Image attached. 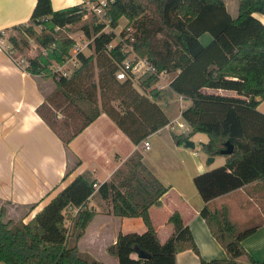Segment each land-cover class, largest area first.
Wrapping results in <instances>:
<instances>
[{
    "label": "trees",
    "instance_id": "obj_1",
    "mask_svg": "<svg viewBox=\"0 0 264 264\" xmlns=\"http://www.w3.org/2000/svg\"><path fill=\"white\" fill-rule=\"evenodd\" d=\"M106 14L112 26L123 16L124 27L136 54L145 56L157 71L171 73L167 87L152 84L156 77L148 74L138 80L140 91L129 78L114 76L124 54L120 41L107 45L115 37L111 30L100 31L101 24L82 23L80 28L91 51L75 54L77 66L69 74L51 71L52 61L69 56L73 39L67 25L79 22L85 7L76 4L52 10L50 0H37L25 23L13 25L17 33L6 40L14 56L29 47L33 39L41 49L27 55L25 70L51 78L53 90L37 111L64 145L99 112H105L136 144L132 152L98 184L96 192L110 204L118 217L138 216L143 232H119L109 247L113 264H175V254L192 250L199 257L189 228L176 210L167 216L172 231L159 241L148 209L160 204L169 188L142 162L140 142L168 122L155 100L173 93L189 103L180 109L188 126L186 134L170 132L176 144H182L195 132L204 133L199 143L208 156L221 154L225 141L232 145L222 164L196 173L192 183L203 201L199 215L209 233L225 252V257L203 259L199 264H240L236 257L245 255V264H264L250 256L241 241L252 234L259 223L237 226L223 206L209 201L217 195L251 182L264 189V113L256 108L264 99V0H236L231 15L223 0H106ZM259 13L263 21L253 15ZM40 26L37 30L35 26ZM120 30L122 37L125 28ZM207 32L210 39L202 44L199 36ZM3 32L0 30V37ZM17 52V53H16ZM96 68V80L92 78ZM232 90L235 94L207 92L202 88ZM99 89L101 102L96 104ZM116 99V105L110 103ZM78 160L74 162V165ZM73 167V166H72ZM94 181L78 173L27 221L5 218L0 206V261L6 264H108L79 251L76 240L83 233L94 210L86 207L94 190ZM75 209V212L72 210ZM66 221L68 222L66 224ZM140 252L142 255L137 256Z\"/></svg>",
    "mask_w": 264,
    "mask_h": 264
},
{
    "label": "crops",
    "instance_id": "obj_2",
    "mask_svg": "<svg viewBox=\"0 0 264 264\" xmlns=\"http://www.w3.org/2000/svg\"><path fill=\"white\" fill-rule=\"evenodd\" d=\"M36 1L0 0V30L4 32L13 25L27 22ZM55 1L50 0L52 10L80 4L78 2L82 0ZM55 5L59 7H54ZM255 14L253 13L263 21L261 14L257 13L262 17ZM202 35L206 38L204 33ZM3 41H7L4 36ZM2 45L0 42V206L7 205V218L27 221L74 175L86 174L95 184L86 206L95 212L76 245L81 249L79 244L85 239L88 246L83 249L90 251V256L103 263H109L113 258L112 262L115 263L109 247L115 242L116 235L119 232H143L145 225L138 216L113 215L110 204L98 195L96 188L100 182L111 176L136 144L132 143L105 112L99 110L64 145L37 111V107L53 90V80L32 74L17 65ZM87 47L90 48L88 45ZM202 90L235 94L234 91H224L225 89L203 87ZM163 97L155 100L159 106L166 96ZM186 100L188 104L189 100ZM178 110L180 112L179 106ZM169 120L171 119L168 118ZM164 128L167 127L163 125L148 134L145 137L148 148H141L144 165L163 185L169 186L161 195L160 204L152 205L148 209L157 237L159 241H163L171 233L172 225L166 219L169 213L176 210L190 230L199 257H225L223 248L211 236L199 215L203 201L192 183L194 174L212 168L214 164H209L208 155L202 150L201 154H195L194 142L193 147L174 143L170 129L167 128L165 133ZM197 134L202 135L200 132L195 133ZM199 138V142L206 140L205 134ZM77 160L78 163L74 165ZM214 160L222 164L224 156L213 155L212 161ZM237 199L244 200L242 208L241 205L237 207ZM209 204L225 207L233 222L240 219L243 222L259 223L255 231L241 241L250 256L259 258L257 252L264 251V189L256 182L243 184L215 196ZM102 255L104 258L100 259L98 256ZM199 257L192 250L184 249L175 254V264H199ZM240 259L244 260L243 264L247 262L245 255L236 257L238 263L242 262ZM0 264L6 263L0 261Z\"/></svg>",
    "mask_w": 264,
    "mask_h": 264
},
{
    "label": "rangeland",
    "instance_id": "obj_3",
    "mask_svg": "<svg viewBox=\"0 0 264 264\" xmlns=\"http://www.w3.org/2000/svg\"><path fill=\"white\" fill-rule=\"evenodd\" d=\"M64 0H60V2H63ZM104 0H82V1H80V2H78V3H80L82 6H84L85 8H91V6H94L95 4H100V2H103ZM55 2H59V0H56ZM223 2H225V6H226V9H227V11L231 14V15H233L235 12H236V0H223ZM59 5V4H58ZM54 7H59V6H54ZM255 15H257L258 17H262V16H260L259 14H255ZM82 23H86V24H88V25H93V24H95L96 23V17H95V15L93 14V13H91V12H87L86 11V13L84 14V16H83V18L79 21V22H76V23H74V24H72V25H67L66 27H68L65 31H66V33H67V35H68V37H71L72 39H73V43H72V45L70 46V48L68 49V53H70V54H72L73 53V48H74V44L75 43H78V42H81V41H83L84 39H85V36H84V34H83V32H82V29L80 28V25L82 24ZM126 24V19L123 17V16H121V17H119L117 20H116V22L114 23V25L112 26V28H113V31L115 32V33H117V32H119L121 29H123V27H124V25ZM35 28L37 29V30H39L40 29V27L37 25V26H35ZM125 28V27H124ZM18 31L17 30H15V29H13V28H11V29H7V30H5L4 31V37L5 38H7V36L10 34V33H17ZM203 34V33H202ZM201 34V35H202ZM70 35V36H69ZM200 35V36H201ZM204 35H206V38L202 35L201 37H199V40H200V42L202 43V44H205V43H207L208 41H209V39H210V35L207 33V32H204ZM113 42L115 41V39H113L112 40ZM41 49V47L33 40V39H31L30 40V43H29V47L28 48H26L25 49V51L24 52H22V53H17V56H23V57H26L27 55H35L37 52H38V50H40ZM91 51V49L90 48H88V47H86V48H84L83 49V53H85V54H87L88 52H90ZM67 58V60H66V62H65V65H64V69H63V71L66 73V74H69L71 71H72V69L74 68V67H76L77 66V61H75V62H73L72 60H69L68 59V57H66ZM65 58V59H66ZM51 71H53V70H51ZM171 73H168L167 74V76H166V79H169L170 77H171ZM92 78L94 79V81L96 80V68L94 67L93 68V75H92ZM139 79H141V78H139ZM138 79V80H139ZM138 80L137 79H131V82H132V85L134 86V87H136L137 89H139V90H141L140 88H139V85H138ZM224 91H226V90H224ZM165 97V96H164ZM163 97V98H164ZM100 102H101V99H100V97H99V89H97V91H96V104L99 106V104H100ZM110 103H112L113 105H116V103H117V101H116V99H112L111 101H110ZM161 104H160V106L162 107V109L164 110V112H165V114H166V116L169 118V119H173V118H176L177 120H180V114H179V110H178V100H177V95L176 94H171V96H169V97H165V100L164 101H162V102H160ZM183 103H184V106L187 104V100L186 99H183ZM257 105L258 106H256V108L259 110V111H261V112H263L264 113V99H261V101H259L258 103H257ZM183 106V107H184ZM185 128H187V127H185ZM163 131L165 132V133H167V131H168V129L167 128H164L163 129ZM171 131H173V132H175V133H181L180 132V129H178L177 127H175V125H174V128L172 129V130H170V132ZM187 131H188V129H187ZM187 131H185V132H182L183 134H186L187 133ZM195 133H199V132H195ZM195 133H193V134H191L190 136H189V139L190 140H192L193 142H194V144H195V148L193 149V151H195V154L197 153L198 155L199 154H201L202 152H201V150H200V145H199V137H203L204 136V133H202V135L201 134H197V135H195ZM206 136V135H205ZM199 138V139H198ZM215 159H218V158H215ZM209 164H211V165H213L214 164V166H217V165H220V163L217 161V160H214V161H210V163ZM238 201H237V207L239 206V205H241V208H242V205H243V202H244V200L242 199V200H240V199H237ZM3 207H6L7 205H2ZM87 207V206H86ZM20 210L18 209V211L17 212H19ZM243 212V211H242ZM8 216L5 214V218H7ZM239 218V217H238ZM15 220V219H14ZM254 220V219H253ZM16 221V220H15ZM68 222L66 221V224H67ZM234 223L237 225V226H244V225H250V224H252L253 223V221H245V222H243V221H241L240 219H236L235 221H234ZM88 227V231L90 230V223H89V225L87 226ZM78 240V239H77ZM77 240H76V244H78L77 243ZM86 243H88L87 241H85V239L84 240H82L81 242H80V246H81V249H80V247H78V249H79V251H81L82 253H90V251H88V250H84L83 248L86 246H88ZM257 254H258V256H259V258H256L257 260H263L264 259V255H259V254H264V251L263 252H260V251H258L257 252ZM100 259H103L104 258V256L102 255V256H98ZM113 258H111L110 260H109V263L108 264H113V260H112ZM242 259V258H241ZM239 260V261H242V262H240V264H243V261L244 260Z\"/></svg>",
    "mask_w": 264,
    "mask_h": 264
},
{
    "label": "built area",
    "instance_id": "obj_4",
    "mask_svg": "<svg viewBox=\"0 0 264 264\" xmlns=\"http://www.w3.org/2000/svg\"><path fill=\"white\" fill-rule=\"evenodd\" d=\"M106 0H104L103 2H100V4H95L94 6H91V8H85V10L87 12H91L95 15L96 17V23L101 24V28L100 31H113L112 28V22L109 16H107L106 14ZM129 27H125V33L124 35L121 37L119 32L115 33V37L113 39H115V41H111L107 46L110 47L112 44H114L116 41H120L121 45L119 47L120 51L124 54L123 58L117 63V68L114 71V76L116 79L118 80H122L125 78H129L131 79H139V78H143L148 74H154L156 77L155 82L152 84V86L161 89L164 87H167L169 79H166L167 76V72L164 70H160L157 71L155 66L145 57V56H141L135 53V51L132 48V45L125 41L124 38L125 37H129ZM3 32V31H2ZM4 35V32H3ZM70 36V35H69ZM132 37H129V40H131ZM91 41V38H87L85 37V39L81 42L75 43L74 44V48H73V53L70 54L68 59L72 60L73 62L76 61L75 58V54L79 51H83L84 48L87 47L88 43ZM0 42L3 47V49L9 54V56L11 57V59L20 67H25V65L27 64V60L25 59V57L23 56H14L12 53V50H10V45L8 44V42L6 41L4 43L3 41V36L0 37ZM67 58L64 59L62 62H55L52 61L49 65V68L53 71H57L58 73L61 74H66L63 69H64V65L66 62ZM177 99H178V103H179V109L183 108L184 103H183V99H185L181 94H177ZM175 127H177L178 129H180V132H185L188 129V126L186 124V122L182 119L177 120L176 118L169 120L165 126L167 128H169L170 130H172ZM187 127V128H185ZM141 148L146 149L148 148V141L144 138L141 141ZM93 185H95L93 183ZM74 208L72 211L75 212Z\"/></svg>",
    "mask_w": 264,
    "mask_h": 264
},
{
    "label": "water",
    "instance_id": "obj_5",
    "mask_svg": "<svg viewBox=\"0 0 264 264\" xmlns=\"http://www.w3.org/2000/svg\"><path fill=\"white\" fill-rule=\"evenodd\" d=\"M183 144H184V146H186V147H193V141L190 140V139H185V140L183 141ZM231 150H232V145H231V143H229L228 141H225V147L222 148V149H220L219 152H220L221 154H226V153L231 152ZM207 160H208V161H212V156H208V157H207ZM136 255H137V256H141L142 254H141L140 252H138Z\"/></svg>",
    "mask_w": 264,
    "mask_h": 264
}]
</instances>
